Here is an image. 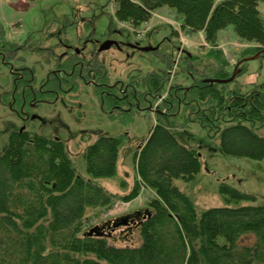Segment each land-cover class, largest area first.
Masks as SVG:
<instances>
[{
	"label": "trees",
	"instance_id": "obj_1",
	"mask_svg": "<svg viewBox=\"0 0 264 264\" xmlns=\"http://www.w3.org/2000/svg\"><path fill=\"white\" fill-rule=\"evenodd\" d=\"M116 1V18L135 28L166 6L182 18L185 33H203L213 47L218 34L232 26L240 39L257 45L246 49L240 60L264 49L260 0ZM172 56L166 70L131 77L125 98L116 95V88L98 87L112 108L139 112L147 108L156 116L157 124L135 155L133 189L122 199H136L144 185L156 193L150 209L127 215L126 223L122 218L103 223L92 235L84 229L87 210L106 211L116 201V195L99 182L117 177L126 135L99 134L82 155L88 174L84 178L60 139L32 131L12 132L0 153V264H264V204L257 205L256 196L222 183L218 192L225 206L198 213L195 202L176 183L195 181L202 168L201 155L168 126L169 119L181 116L183 122L200 125L209 140H219L213 152L264 159V137L259 135L264 130V84L252 83L243 92L228 89L231 83H206L211 79L206 75L189 87L172 84L168 89L176 77L170 73ZM187 56L189 63L191 55ZM190 69L197 71L195 66ZM219 73L216 79L232 75ZM161 98L165 99L157 104ZM123 226L137 227L141 245L109 243L111 233ZM244 237H253L254 243L241 245Z\"/></svg>",
	"mask_w": 264,
	"mask_h": 264
},
{
	"label": "rangeland",
	"instance_id": "obj_2",
	"mask_svg": "<svg viewBox=\"0 0 264 264\" xmlns=\"http://www.w3.org/2000/svg\"><path fill=\"white\" fill-rule=\"evenodd\" d=\"M259 3V10L264 18V0ZM116 9V0H26L23 3L0 0V24L5 29L7 39L15 46L12 49L11 65L14 68L28 67L36 70L40 77L39 72L56 70L61 66V61L64 67L69 66L71 56L81 49V54L88 63L101 65L106 69V81L113 85L116 82L118 85H125L137 74L147 76L154 71L166 70L169 55L172 56L176 48L183 47L190 53L191 59H188V63L186 54L181 55L176 62L175 51L174 57L172 56L174 65L170 68L173 71L177 64L174 73L176 77L167 86L174 84L189 87L194 80L203 79L202 76L216 79L220 71L232 74L238 63L237 58L242 57L246 49L257 47L254 43L240 39L232 26L224 30L229 34L221 42L222 45L226 43L222 47L220 39L217 47L209 46L197 32L190 33L194 42L189 44L185 39L186 30L174 24L176 20L181 22L182 18L166 6L155 10L156 14L160 13L159 17L151 16L139 28L120 22L115 16ZM167 10L170 11L167 13ZM169 22L174 26L171 27ZM106 41H113L114 44L101 51L100 48ZM147 48L152 50H142ZM232 62L235 66L231 67ZM190 66H195L197 71L190 69ZM243 66L245 72L228 89L246 92L251 89L249 85L252 83L264 84V55L245 62ZM41 68H44L43 71ZM9 83V68L0 61V153L9 143L8 133L23 125L7 108L6 93L10 89ZM237 83L241 85H236ZM75 86L77 90H71L65 97L61 96L56 103L41 105L32 110L31 114L36 118L25 125L28 130L43 137L63 141L76 172L84 178H88V174L82 155L101 136L99 134L109 137L126 135L127 139L119 153L117 177L99 182L116 195V201L106 211H86L83 222L84 229L88 232L103 223L150 209L149 202L156 197V193L144 185H141L136 199L128 202L122 199L133 189L137 178L135 155L141 150L157 120L147 108L143 112L131 108L114 109L116 106L112 108L97 86L86 85L79 80L73 87ZM116 95L119 96L118 87ZM168 126L175 134H182V138H179L184 139L188 148L201 155L202 168L195 181L176 183L195 202L198 213L225 206L218 192L222 183L256 196L255 204H264V159L225 157L219 152H213L219 140H209L200 125L183 122L181 116L176 120L169 119ZM259 135L264 137V130H260ZM118 203H127L129 207L124 210L116 208ZM109 243L116 247H138L141 245L140 232L135 226L120 227L111 233ZM253 243V237H244L240 241L241 245ZM89 257L93 258L91 255Z\"/></svg>",
	"mask_w": 264,
	"mask_h": 264
},
{
	"label": "flooded vegetation",
	"instance_id": "obj_3",
	"mask_svg": "<svg viewBox=\"0 0 264 264\" xmlns=\"http://www.w3.org/2000/svg\"><path fill=\"white\" fill-rule=\"evenodd\" d=\"M128 24L132 27L130 23ZM107 42L112 43L113 41H106L105 43ZM14 48V44L7 39L3 25L0 24V61L9 68L10 73V83L8 84L10 89L6 93L7 108L23 122L19 129L12 131L14 133L31 131L25 125V123L36 118L31 114V111L41 105L56 103L61 96L69 95L70 91L77 87L73 86L78 84V80L90 86L94 85L102 88L118 87L119 95H123L122 98H125L127 91H129L128 85L120 84L118 86L117 82L113 85L108 80V83L102 82L107 78L106 69L101 65L88 63L84 59L83 54H81V49L71 56L69 66L64 67L62 65L63 61H61V66L57 67L56 70L39 72L41 76L38 77L36 70L28 67L14 68L11 65V54ZM43 69L41 68L42 71ZM87 79L89 80L87 81Z\"/></svg>",
	"mask_w": 264,
	"mask_h": 264
},
{
	"label": "water",
	"instance_id": "obj_4",
	"mask_svg": "<svg viewBox=\"0 0 264 264\" xmlns=\"http://www.w3.org/2000/svg\"><path fill=\"white\" fill-rule=\"evenodd\" d=\"M114 44V42H107V43H104L102 46H101V48H100V50L101 51H103V50H107V49H109L112 45ZM142 50H144V51H151L152 50V48H147V49H142ZM262 55H264V49L263 50H261L259 53H257L256 55H254V56H252V57H247V58H244V59H242L241 61H239L238 63H237V65H236V67H235V69H234V71H233V73H232V75H231V77L229 78V79H225V80H223V79H207V80H204V82H206V83H210L211 85H213V84H229V83H232L235 79H236V77L238 76V75H240L241 74V66L245 63V62H248V61H250V60H255V59H257V58H259L260 56H262ZM178 218V217H177ZM128 219V217H123L122 218V221L124 222V223H126L125 221ZM98 230H99V227L98 226H96V227H93V228H91L89 231H88V234L89 235H92L93 233H98Z\"/></svg>",
	"mask_w": 264,
	"mask_h": 264
},
{
	"label": "built area",
	"instance_id": "obj_5",
	"mask_svg": "<svg viewBox=\"0 0 264 264\" xmlns=\"http://www.w3.org/2000/svg\"><path fill=\"white\" fill-rule=\"evenodd\" d=\"M26 0H15L16 3H23L25 2ZM223 0H217V2H221ZM183 41V40H182ZM181 56V51H178L177 52V56H176V62L178 61L179 57ZM176 67V65H175ZM175 67H174V70L171 71L170 73L173 75L175 73ZM161 102V100L158 102V104ZM116 208H120V209H125V208H128L129 207V204L127 203H118L117 205H115Z\"/></svg>",
	"mask_w": 264,
	"mask_h": 264
},
{
	"label": "crops",
	"instance_id": "obj_6",
	"mask_svg": "<svg viewBox=\"0 0 264 264\" xmlns=\"http://www.w3.org/2000/svg\"><path fill=\"white\" fill-rule=\"evenodd\" d=\"M164 8V7H163ZM163 10V9H162ZM170 10H167V13L169 12ZM158 14H160V13H158ZM200 34V33H199ZM229 33L228 32H225V31H221L220 32V35L218 36V41H219V39H220V43L222 42H224V38L226 37V35H228ZM190 37V36H189ZM230 37V36H229ZM191 38V37H190ZM194 40H192L191 39V43L193 42ZM222 43H221V47L223 46V45H226V43L225 44H223L222 45ZM215 47H217V46H215ZM240 60V58H237V61H239ZM230 66L232 67V66H235V64L232 62V63H230ZM226 72H229V71H226ZM120 195V194H119Z\"/></svg>",
	"mask_w": 264,
	"mask_h": 264
}]
</instances>
